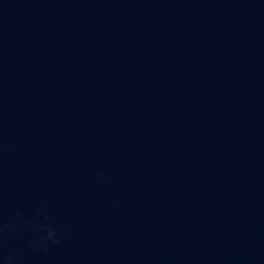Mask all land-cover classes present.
<instances>
[{"label": "water", "instance_id": "1", "mask_svg": "<svg viewBox=\"0 0 264 264\" xmlns=\"http://www.w3.org/2000/svg\"><path fill=\"white\" fill-rule=\"evenodd\" d=\"M38 208L62 237L47 253L29 243L43 235ZM8 222L0 250L16 264H264V173L135 105L0 11Z\"/></svg>", "mask_w": 264, "mask_h": 264}, {"label": "clouds", "instance_id": "2", "mask_svg": "<svg viewBox=\"0 0 264 264\" xmlns=\"http://www.w3.org/2000/svg\"><path fill=\"white\" fill-rule=\"evenodd\" d=\"M96 178L98 181L102 179L99 174H97ZM37 212L43 214V221L35 225V227L43 235L29 241V243L32 248L47 253L51 245H60L62 243V237L58 230L49 223L50 218L47 213L42 208H38ZM14 228L15 225L12 222L0 223V245H2L4 239L9 238L13 234ZM16 260L15 255L11 253L4 254L0 250V264H16Z\"/></svg>", "mask_w": 264, "mask_h": 264}]
</instances>
